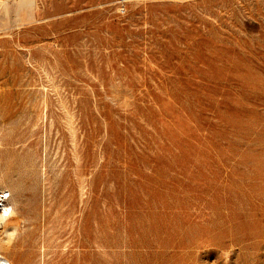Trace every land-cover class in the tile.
<instances>
[{"label": "rangeland", "instance_id": "obj_1", "mask_svg": "<svg viewBox=\"0 0 264 264\" xmlns=\"http://www.w3.org/2000/svg\"><path fill=\"white\" fill-rule=\"evenodd\" d=\"M0 196L10 264H264V0H0Z\"/></svg>", "mask_w": 264, "mask_h": 264}, {"label": "bare ground", "instance_id": "obj_2", "mask_svg": "<svg viewBox=\"0 0 264 264\" xmlns=\"http://www.w3.org/2000/svg\"><path fill=\"white\" fill-rule=\"evenodd\" d=\"M4 193V192H3ZM3 197L2 196H0V201H1V199H2ZM8 210H7V208L6 207H3V212H7ZM0 217H2V216H0ZM26 219V218H25ZM24 221V220H23ZM33 226V225H32ZM20 228V227H19ZM31 229V228H30ZM35 229V228H34ZM34 231V230H33ZM36 231V230H35ZM26 233V232H25ZM27 239V238H26ZM20 241V240H19ZM3 242V241H2ZM1 242V243H2ZM28 242V241H27ZM14 245V244H13ZM1 246L6 250V252L7 253H10L12 250V247L13 246H10V244L9 245H4V243H2L1 244ZM22 246V245H21ZM14 248V247H13ZM21 250V249H20ZM17 251H18V248H17ZM16 253V252H15ZM4 262H7L8 264H10L9 263V260H8V258H7V256L5 255V254H0V264H4Z\"/></svg>", "mask_w": 264, "mask_h": 264}]
</instances>
